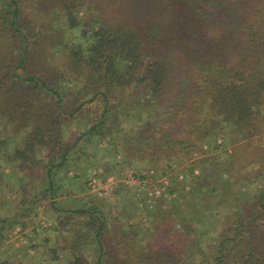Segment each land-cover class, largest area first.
I'll use <instances>...</instances> for the list:
<instances>
[{
	"label": "trees",
	"instance_id": "obj_1",
	"mask_svg": "<svg viewBox=\"0 0 264 264\" xmlns=\"http://www.w3.org/2000/svg\"><path fill=\"white\" fill-rule=\"evenodd\" d=\"M1 132L0 246L42 230L28 264H264V0H0ZM212 136L229 155L195 158ZM93 140L118 174L163 159L149 232L89 194ZM231 167L245 188L221 212ZM183 199L216 221L206 246Z\"/></svg>",
	"mask_w": 264,
	"mask_h": 264
},
{
	"label": "rangeland",
	"instance_id": "obj_2",
	"mask_svg": "<svg viewBox=\"0 0 264 264\" xmlns=\"http://www.w3.org/2000/svg\"><path fill=\"white\" fill-rule=\"evenodd\" d=\"M139 99H134L130 101L132 108L134 110L138 109L137 105L139 104ZM137 111V110H136ZM128 113V112H127ZM127 113H125L127 115ZM130 117V116H129ZM150 119L153 117V113L149 114ZM129 122L132 121V118H129ZM135 123H139V121H136ZM130 125V124H129ZM82 128L84 125L81 126ZM128 126L125 125V128ZM2 132L0 133V137L2 136ZM216 147V148H215ZM85 150L88 152V154L85 157L86 162H91L93 161V165L89 169V173L86 179L90 178L91 176L95 177L97 179V174H102L104 167L108 164L109 167L111 168V172L109 175L106 176L105 180L107 178L111 179V183L107 186V190L103 191L101 195H97L94 192H92L90 189L89 194H92L93 196H96V198L100 199L102 201V206L105 212L108 213L110 217H120L122 220L128 219L132 223H136L140 226V228H143L144 231H150V225L151 223L146 220L145 214L150 211L155 206L156 203V197H147L146 196V191L147 187L145 188V192L143 190L141 191L139 186L137 187H129L125 182V174L124 172L127 170H131L134 173H139V172H152V175L154 178H152L151 181V187L153 186H158V187H163L162 192L160 195L163 197L166 195V186H167V181L164 183V180L166 179L165 176L163 175V172L165 169L164 167V162L162 158H159L154 164H146L147 166L140 168L137 165H129L125 166L121 173L118 174V171L116 170L115 165V160L119 159L120 154H114L111 148H107L104 141H101L99 143L91 141L86 144ZM231 150V146L227 141L220 136H212L208 138L205 142L202 143V146L200 148V153L198 155H195V158H203L207 156H212V155H217L219 157H224V155H229ZM226 153V154H225ZM82 165V164H80ZM79 166L74 169H71L68 171V176L71 177L72 175L78 174L82 175L80 171ZM182 165L175 168L172 173L176 172V170L181 169ZM194 173H197V170L194 171ZM78 179L84 180L83 177ZM223 177H228L231 180V184L229 188H218L217 192L213 193L210 195V205H213L214 201H220L221 203L220 210L221 212H224L225 206L228 202H231L233 200L234 194H236L238 191H243L245 188V184L243 183V178L241 177L240 174L235 171L234 167H231L228 169L226 173L223 174ZM169 178H167L168 180ZM170 181V180H169ZM168 181V183H169ZM100 184H103V182H100ZM189 186L187 185L185 187V190H188ZM189 191V190H188ZM202 194L200 197L204 196L207 194V196L210 194L209 190L206 188L201 189ZM182 193V191L180 192ZM141 194V200H139V195ZM204 194V195H203ZM159 195V196H160ZM143 198V199H142ZM188 199V198H185ZM183 199L182 201H184ZM185 203L189 205V211L190 217L194 219L195 225L199 226L200 228L197 229V234L195 237L199 239L200 242L203 243L204 246H206L207 243H211L210 239L208 238L207 235L204 234V230H206L208 233L212 232L216 228V221L212 220V218L205 214L199 212H192L193 207H191V202L189 200H185ZM166 207V206H165ZM6 209L0 206V214H5ZM42 221V219L40 220ZM42 224V222H41ZM43 225V224H42ZM17 229V230H16ZM149 229V230H148ZM37 231H39V227L36 228ZM42 230L39 231V235L42 236ZM24 234H21V232L18 230V227L10 230L7 233V238L6 241L3 243L2 246H0V260H3L5 258L10 259L11 263L16 262V257L18 260V257L20 260H22L23 264H28L29 259L27 260L26 258V252L32 253L33 250L29 248V240H35L39 239L41 236H36V235H28V236H22ZM203 246V247H204ZM14 264V263H13ZM32 264H41L40 263V258L39 257H33V262ZM55 264H63L62 261H58Z\"/></svg>",
	"mask_w": 264,
	"mask_h": 264
},
{
	"label": "built area",
	"instance_id": "obj_3",
	"mask_svg": "<svg viewBox=\"0 0 264 264\" xmlns=\"http://www.w3.org/2000/svg\"><path fill=\"white\" fill-rule=\"evenodd\" d=\"M133 173L134 172L131 171V170H127V171L124 172V174L126 176L124 182L129 187H137V186L145 183V182L144 183L143 182H140L137 178H135ZM150 174H152V172H150ZM151 181H152V179L146 180V183H147V186H146L147 187V191H146L145 194L149 198L154 197V196H159L161 194V192H162V189H163L162 186L161 187H158V186L155 187V186H153L152 188H149V187H151ZM166 181L167 180L165 179L164 180V183H166ZM111 182L112 181H111L110 178H107V180H105L103 182V184H100L98 182V180L95 177H93V176H91L90 178L87 179V183H88L89 189L92 192H94L95 194H97V195H101L103 193V191H106L107 188H108L107 184L109 185ZM42 224H44V223L42 222Z\"/></svg>",
	"mask_w": 264,
	"mask_h": 264
},
{
	"label": "crops",
	"instance_id": "obj_4",
	"mask_svg": "<svg viewBox=\"0 0 264 264\" xmlns=\"http://www.w3.org/2000/svg\"><path fill=\"white\" fill-rule=\"evenodd\" d=\"M17 230V229H16Z\"/></svg>",
	"mask_w": 264,
	"mask_h": 264
}]
</instances>
